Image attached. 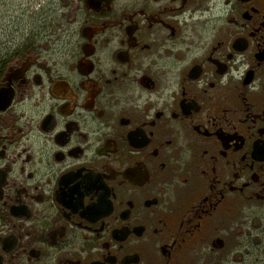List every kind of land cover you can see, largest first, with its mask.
Wrapping results in <instances>:
<instances>
[{"label":"flooded vegetation","instance_id":"flooded-vegetation-1","mask_svg":"<svg viewBox=\"0 0 264 264\" xmlns=\"http://www.w3.org/2000/svg\"><path fill=\"white\" fill-rule=\"evenodd\" d=\"M55 3L0 35V264H220L264 215V0Z\"/></svg>","mask_w":264,"mask_h":264},{"label":"rangeland","instance_id":"rangeland-1","mask_svg":"<svg viewBox=\"0 0 264 264\" xmlns=\"http://www.w3.org/2000/svg\"><path fill=\"white\" fill-rule=\"evenodd\" d=\"M42 2L50 17L58 14V0H0V35H24L41 22ZM48 2V3H47ZM231 245L220 264H264V215L241 220ZM207 264H213L209 262Z\"/></svg>","mask_w":264,"mask_h":264},{"label":"water","instance_id":"water-1","mask_svg":"<svg viewBox=\"0 0 264 264\" xmlns=\"http://www.w3.org/2000/svg\"><path fill=\"white\" fill-rule=\"evenodd\" d=\"M3 98H5V99H3ZM11 100H12V94L5 96V97L0 96V104H5L7 106L11 103Z\"/></svg>","mask_w":264,"mask_h":264}]
</instances>
